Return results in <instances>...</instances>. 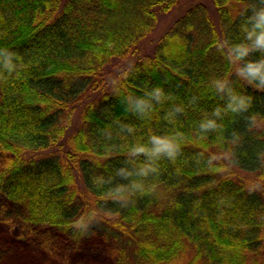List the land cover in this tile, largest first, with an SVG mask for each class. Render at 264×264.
Wrapping results in <instances>:
<instances>
[{
  "label": "trees",
  "instance_id": "obj_1",
  "mask_svg": "<svg viewBox=\"0 0 264 264\" xmlns=\"http://www.w3.org/2000/svg\"><path fill=\"white\" fill-rule=\"evenodd\" d=\"M179 1L0 0V48L17 65L0 80V264H264V191H248L264 176V92L215 48L242 40L241 13L258 0H211L215 16L196 0L157 35ZM220 77L251 97L248 112L213 115L227 101ZM154 86L161 102L127 110ZM206 119L217 129L201 133ZM152 134L180 151L141 177L146 158L127 153ZM133 182L147 194L128 195Z\"/></svg>",
  "mask_w": 264,
  "mask_h": 264
},
{
  "label": "clouds",
  "instance_id": "obj_2",
  "mask_svg": "<svg viewBox=\"0 0 264 264\" xmlns=\"http://www.w3.org/2000/svg\"><path fill=\"white\" fill-rule=\"evenodd\" d=\"M242 22L239 30L242 34L240 42L233 43L227 38L215 42V48L218 55L228 64L234 67V76L243 82V84L264 92V0H258V3L247 6L241 13ZM16 54L6 48H0V80L6 79L7 74L16 71L17 65L14 63ZM257 57L252 59L251 57ZM125 78H127L125 76ZM211 85L220 99L227 98L224 109L217 107L213 115L219 117L221 112L239 115L248 112L251 108V97L237 92L231 85L229 80L225 78H213ZM149 99L139 97L136 99L134 107L127 110L133 115L146 114L151 109V101L161 102L165 97L164 89L161 86H154L148 93ZM177 111L181 109L177 108ZM143 118V116L141 117ZM218 123L215 119H206L199 125L201 133L216 130ZM258 127V122L249 118V128ZM129 133L133 132L131 127L127 128ZM180 151V145L173 136L152 134L148 137L147 143H137L129 148L127 155L129 157L146 158L143 164H140L135 174L141 177H147L150 173L158 172L157 161L161 158H167L170 162L175 159ZM217 157L214 155L209 158L208 163ZM226 170V169H221ZM119 174L124 178L131 176V171L120 169ZM125 186L118 187L115 194L111 195V199L120 203L126 200ZM140 192L141 195L147 194L143 185L133 182L131 184V192L128 195ZM151 191V190H149ZM249 193L256 191H264V176L258 177L254 181H250L248 188ZM123 206V205H122ZM96 221V213L85 216L82 214L72 224L75 232L84 235Z\"/></svg>",
  "mask_w": 264,
  "mask_h": 264
},
{
  "label": "rangeland",
  "instance_id": "obj_3",
  "mask_svg": "<svg viewBox=\"0 0 264 264\" xmlns=\"http://www.w3.org/2000/svg\"><path fill=\"white\" fill-rule=\"evenodd\" d=\"M198 1H200L202 3H206L205 5H207L208 8L210 9V13L213 16L216 15L215 11L212 8V2H211V0H198ZM194 2H196V0H180L179 3H178V5L174 9H172L171 11H169L167 13H162L161 15L159 14L160 17L158 18V22H157V26H156V28L159 31L157 33V35L159 33H161L165 28H167L168 27V24L171 21H173L176 18L180 17L184 13L185 9L191 3H194ZM150 48H151V46H148L147 45L146 46V49H147L146 51L147 52H150V50H151ZM103 260H106V259H103ZM106 261L107 262H105L104 264H113L112 261H108V260H106Z\"/></svg>",
  "mask_w": 264,
  "mask_h": 264
}]
</instances>
